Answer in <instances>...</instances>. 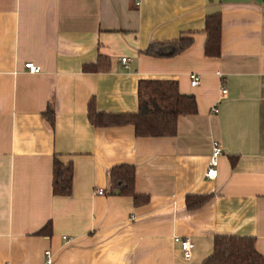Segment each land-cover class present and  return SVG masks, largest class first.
<instances>
[{
  "label": "crops",
  "instance_id": "0c3cea01",
  "mask_svg": "<svg viewBox=\"0 0 264 264\" xmlns=\"http://www.w3.org/2000/svg\"><path fill=\"white\" fill-rule=\"evenodd\" d=\"M214 13L220 52L209 57ZM180 37L191 43L175 55L144 52ZM140 79L174 80L196 112L172 136L90 123V99L97 112H135ZM54 157L71 163L68 195L52 192ZM121 163L144 204L109 192ZM186 195L210 197L188 208ZM174 235L192 240L189 259ZM215 235L251 236L264 257V0H0V264H42L45 249L52 264H201Z\"/></svg>",
  "mask_w": 264,
  "mask_h": 264
},
{
  "label": "trees",
  "instance_id": "16d2710c",
  "mask_svg": "<svg viewBox=\"0 0 264 264\" xmlns=\"http://www.w3.org/2000/svg\"><path fill=\"white\" fill-rule=\"evenodd\" d=\"M220 27L219 13L205 17L204 54L206 56H219ZM190 43V37L154 42L149 44L144 52L153 56H172L185 49ZM99 62L101 61L85 65L84 69L99 70ZM47 110L48 121L52 124L53 110L49 106ZM195 112L194 97L190 94H181L176 82L169 79H140L137 83V110L135 112L103 113L96 111L92 99L87 104V117L91 124L99 126L130 123L134 127V134L140 137L172 136L176 132L177 117ZM232 164H234L233 160ZM134 177L135 171L132 165L121 163L111 166L108 169L109 192L131 196L135 205L144 204L148 196L135 192ZM71 182V163H62L54 157L52 163L53 194L68 195L71 191ZM209 197L210 195H186L185 202L188 208H195L202 205ZM201 264H264V257L255 249L254 238L251 236L215 235L212 252Z\"/></svg>",
  "mask_w": 264,
  "mask_h": 264
},
{
  "label": "built area",
  "instance_id": "2783aa9c",
  "mask_svg": "<svg viewBox=\"0 0 264 264\" xmlns=\"http://www.w3.org/2000/svg\"><path fill=\"white\" fill-rule=\"evenodd\" d=\"M120 60L122 63L126 62L125 57H121ZM24 67L27 68V71L32 72V73L38 72L40 70L39 67L37 65L33 64L31 61L25 62ZM188 76H189V84L191 86H196L199 83V75L197 73L190 72ZM225 91H226V88L224 87V85H221L220 92L224 93ZM211 110H212V112H215L216 108L213 107ZM220 153H221V147H220L219 143L214 142L212 145V149H211V153L209 156L207 167L204 171V177L205 178L211 179V178H214L216 176V173H217L216 160H217V156ZM95 192L98 194H103L104 190L102 188H97L95 190ZM173 241L179 245L180 250L182 252V257L184 259H189L190 255H191L192 248H193L192 240L189 237L174 235ZM43 256H44V260H43L42 264H52L53 253L50 249H45L43 252Z\"/></svg>",
  "mask_w": 264,
  "mask_h": 264
}]
</instances>
